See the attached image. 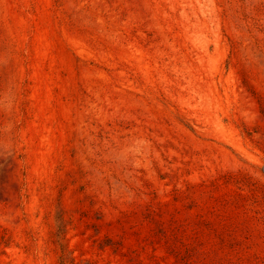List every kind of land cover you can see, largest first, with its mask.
Wrapping results in <instances>:
<instances>
[{
    "label": "rangeland",
    "instance_id": "rangeland-1",
    "mask_svg": "<svg viewBox=\"0 0 264 264\" xmlns=\"http://www.w3.org/2000/svg\"><path fill=\"white\" fill-rule=\"evenodd\" d=\"M0 264H264V0H0Z\"/></svg>",
    "mask_w": 264,
    "mask_h": 264
}]
</instances>
